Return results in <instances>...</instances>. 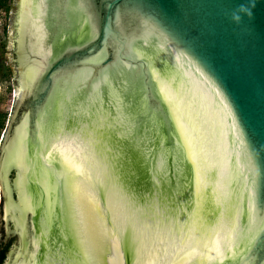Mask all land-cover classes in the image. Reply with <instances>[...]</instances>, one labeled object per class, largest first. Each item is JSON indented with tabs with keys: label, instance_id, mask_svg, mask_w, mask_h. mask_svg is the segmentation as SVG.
<instances>
[{
	"label": "water",
	"instance_id": "1",
	"mask_svg": "<svg viewBox=\"0 0 264 264\" xmlns=\"http://www.w3.org/2000/svg\"><path fill=\"white\" fill-rule=\"evenodd\" d=\"M5 56L6 264H264V0H16Z\"/></svg>",
	"mask_w": 264,
	"mask_h": 264
},
{
	"label": "flooded vegetation",
	"instance_id": "2",
	"mask_svg": "<svg viewBox=\"0 0 264 264\" xmlns=\"http://www.w3.org/2000/svg\"><path fill=\"white\" fill-rule=\"evenodd\" d=\"M12 10L9 11V30L13 31V21L16 10V0H11ZM12 35L9 42V48L6 52L9 54L11 61L14 59L13 47H12ZM12 63V62H11ZM12 74L15 76L14 65L11 64ZM16 231V226L9 221L6 223L1 210L0 204V253L5 252V260L2 264H6L10 261V258H15L17 251L19 250V236ZM57 236V237H56ZM60 234L50 233L48 237V243H50V250L57 252L61 249Z\"/></svg>",
	"mask_w": 264,
	"mask_h": 264
},
{
	"label": "rangeland",
	"instance_id": "3",
	"mask_svg": "<svg viewBox=\"0 0 264 264\" xmlns=\"http://www.w3.org/2000/svg\"><path fill=\"white\" fill-rule=\"evenodd\" d=\"M8 20L9 14L6 18L4 26L0 28V63H2V67L0 69V116L9 115L13 103L12 76L7 74L6 69L9 65L5 56Z\"/></svg>",
	"mask_w": 264,
	"mask_h": 264
},
{
	"label": "trees",
	"instance_id": "4",
	"mask_svg": "<svg viewBox=\"0 0 264 264\" xmlns=\"http://www.w3.org/2000/svg\"><path fill=\"white\" fill-rule=\"evenodd\" d=\"M0 8H3L7 13H9V11L12 10L11 0H0ZM1 67H2V63H0V69ZM6 71L8 75H12V69L10 66L6 69ZM7 119H8V115L0 116V138L5 129ZM4 260H5V252L3 251L2 253H0V264H2Z\"/></svg>",
	"mask_w": 264,
	"mask_h": 264
},
{
	"label": "built area",
	"instance_id": "5",
	"mask_svg": "<svg viewBox=\"0 0 264 264\" xmlns=\"http://www.w3.org/2000/svg\"><path fill=\"white\" fill-rule=\"evenodd\" d=\"M7 16L8 13L4 9L0 8V28L4 26ZM0 204H1V199H0Z\"/></svg>",
	"mask_w": 264,
	"mask_h": 264
}]
</instances>
